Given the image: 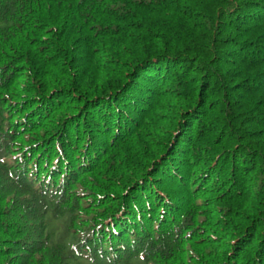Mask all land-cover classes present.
Listing matches in <instances>:
<instances>
[{
    "label": "trees",
    "instance_id": "obj_1",
    "mask_svg": "<svg viewBox=\"0 0 264 264\" xmlns=\"http://www.w3.org/2000/svg\"><path fill=\"white\" fill-rule=\"evenodd\" d=\"M135 262L264 264V0H0V264Z\"/></svg>",
    "mask_w": 264,
    "mask_h": 264
},
{
    "label": "rangeland",
    "instance_id": "obj_2",
    "mask_svg": "<svg viewBox=\"0 0 264 264\" xmlns=\"http://www.w3.org/2000/svg\"><path fill=\"white\" fill-rule=\"evenodd\" d=\"M138 261H141V260H138ZM138 261H136V262H138ZM136 262H135V264H139V263H136Z\"/></svg>",
    "mask_w": 264,
    "mask_h": 264
}]
</instances>
